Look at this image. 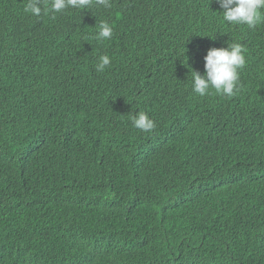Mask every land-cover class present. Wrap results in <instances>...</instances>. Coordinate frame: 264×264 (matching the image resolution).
Returning a JSON list of instances; mask_svg holds the SVG:
<instances>
[{
	"label": "trees",
	"instance_id": "1",
	"mask_svg": "<svg viewBox=\"0 0 264 264\" xmlns=\"http://www.w3.org/2000/svg\"><path fill=\"white\" fill-rule=\"evenodd\" d=\"M25 4L0 0V264H264V23L215 0ZM229 43L238 90L196 95L191 69Z\"/></svg>",
	"mask_w": 264,
	"mask_h": 264
},
{
	"label": "clouds",
	"instance_id": "2",
	"mask_svg": "<svg viewBox=\"0 0 264 264\" xmlns=\"http://www.w3.org/2000/svg\"><path fill=\"white\" fill-rule=\"evenodd\" d=\"M223 10L222 20L231 25H246L254 29L264 23V0H215ZM92 6L109 10L112 8V0H26L24 12L35 17L62 14L67 9L84 10ZM94 39L103 43L114 35V27L107 20H101L95 26ZM245 48L240 43H229L227 47L210 48L204 57L205 72L201 75L192 70V91L204 97L210 89L216 94L231 97L238 90L240 70L246 65ZM111 58L108 54L97 57L95 69L103 72L110 66ZM129 119L134 128L142 132H151L155 128V121L144 111L130 114Z\"/></svg>",
	"mask_w": 264,
	"mask_h": 264
}]
</instances>
